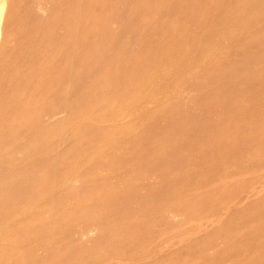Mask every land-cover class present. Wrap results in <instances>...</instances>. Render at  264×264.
<instances>
[{
    "label": "rangeland",
    "instance_id": "1",
    "mask_svg": "<svg viewBox=\"0 0 264 264\" xmlns=\"http://www.w3.org/2000/svg\"><path fill=\"white\" fill-rule=\"evenodd\" d=\"M0 264H264V0H0Z\"/></svg>",
    "mask_w": 264,
    "mask_h": 264
}]
</instances>
